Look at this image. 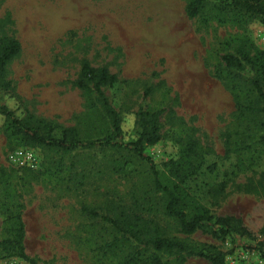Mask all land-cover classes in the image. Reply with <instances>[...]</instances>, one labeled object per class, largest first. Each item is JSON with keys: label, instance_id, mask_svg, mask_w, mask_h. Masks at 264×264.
<instances>
[{"label": "rangeland", "instance_id": "374dc122", "mask_svg": "<svg viewBox=\"0 0 264 264\" xmlns=\"http://www.w3.org/2000/svg\"><path fill=\"white\" fill-rule=\"evenodd\" d=\"M188 1L0 0V38L21 43L7 69L11 90L0 87V105L18 116L28 110L59 130L75 127L84 142L105 139L111 119L96 94L75 81L84 59L107 66L119 78L105 94L122 117L123 141L137 137L141 109H164L161 139L146 153L162 170L188 140H196L204 162L186 181L189 192L213 216L241 219L252 234L243 240L264 242V129L251 133L249 148L228 151L227 139L235 140L237 129L235 99L218 76L224 54H237L244 43L252 57L264 50V21L190 18ZM16 152L33 153L36 160L22 165L10 158ZM119 159L110 148L58 152L23 145L6 134L0 114V264H113L92 242L103 219L84 208L105 215L129 202L142 167L134 163L119 171ZM19 216L28 258L7 243ZM157 220L170 235L185 237L172 221ZM189 238L220 247L225 264H256V256L247 255L254 251L232 237L197 231ZM160 258L178 264L169 255ZM184 264L211 263L192 258Z\"/></svg>", "mask_w": 264, "mask_h": 264}, {"label": "trees", "instance_id": "16d2710c", "mask_svg": "<svg viewBox=\"0 0 264 264\" xmlns=\"http://www.w3.org/2000/svg\"><path fill=\"white\" fill-rule=\"evenodd\" d=\"M190 18L207 15L224 22L249 25L264 21V0H189L185 7ZM21 43L14 37L0 38V87L11 90L7 79L9 63L20 53ZM224 67L218 72L235 99L237 129L235 140L227 139L228 151L239 153L249 148L248 138L258 128L264 129V50L255 57L247 51L246 44L238 53L222 57ZM249 66V68L247 67ZM119 81L117 74L107 66H94L84 59L75 86L96 94V101L112 122V132L105 139L84 142L75 127L61 130L52 121L40 118L28 110L18 116L6 105H0L5 117V132L9 137L29 147L48 151L68 152L80 147L110 148L121 154L115 160L116 169L138 163L141 172L130 192L129 202L101 214L95 208H84L94 218H102L104 224L93 231L94 250L113 261V264H167L161 255L173 257L178 264L192 258H202L211 264H225L227 253L210 243L192 241L189 236L197 231L217 239L232 237L243 248L257 251L264 257V242L250 243L243 240L252 234L243 221L234 216H213L189 192L186 181L203 165V153L196 140L183 145L177 159H170L160 170L146 153L148 146L161 139V117L164 109H141L135 120L137 137L123 141L122 117L110 104L105 88ZM157 218L169 220L177 226V232L185 237L170 235ZM14 227L15 238L8 245L23 258L25 253V226L19 216ZM17 249V250H16Z\"/></svg>", "mask_w": 264, "mask_h": 264}, {"label": "built area", "instance_id": "2783aa9c", "mask_svg": "<svg viewBox=\"0 0 264 264\" xmlns=\"http://www.w3.org/2000/svg\"><path fill=\"white\" fill-rule=\"evenodd\" d=\"M10 158L15 162L21 163L22 165H24L26 163H34L36 160L33 153L23 154L22 152L13 153L10 155ZM253 251L254 252H252V253L247 252V255L251 254V256H256L255 257L256 264H264V257H262L257 251H255V250H253ZM247 255H245V257L248 258L249 256H247ZM246 264H251V263L249 262Z\"/></svg>", "mask_w": 264, "mask_h": 264}]
</instances>
